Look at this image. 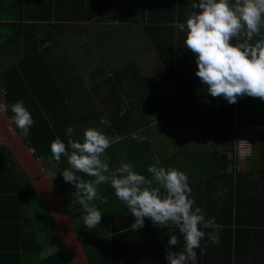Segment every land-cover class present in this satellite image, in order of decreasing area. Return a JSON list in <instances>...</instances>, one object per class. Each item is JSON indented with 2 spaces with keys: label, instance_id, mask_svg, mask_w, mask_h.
Listing matches in <instances>:
<instances>
[{
  "label": "trees",
  "instance_id": "1",
  "mask_svg": "<svg viewBox=\"0 0 264 264\" xmlns=\"http://www.w3.org/2000/svg\"><path fill=\"white\" fill-rule=\"evenodd\" d=\"M115 2L0 0V91L6 103L22 99L30 111L34 124L29 135L23 137L37 158L44 157L50 162L55 187L91 264H167V239L171 234L177 235L178 228L172 224L158 227L145 218L143 228L130 229L134 217L108 183L97 186L100 197L106 199L91 202L102 212L101 221L91 229L85 227L82 208L74 203L75 189L60 174L69 167L67 160L63 156L59 162L53 158L50 142L59 137L67 147L65 129L68 125L74 127L73 139H80L85 128L101 129L112 140L102 156L110 168L125 161L150 178L147 167L159 160L162 166H175L184 171L192 188L191 196L200 200L202 195L195 194L199 188L195 178L198 162H215L216 159L214 152L208 156L200 153L208 150L205 137L218 138L224 134L223 141H229L226 143L231 151L236 139L235 129L249 128L250 137L261 142L264 162V100L244 95L229 104L222 97L208 94L204 85L199 83L197 87L193 79H187L191 86L186 91L183 86L186 82L177 70L163 86L164 76L158 74L162 61L169 64L171 70L174 65L176 30L170 24L179 16L176 8L172 7L167 13H155L153 0H134L136 13L124 14L119 7L118 11L105 14ZM61 20L71 22L72 26L84 21L90 23L87 28L80 26L67 33L60 29ZM130 42L136 45L131 46ZM116 49L121 51L116 55V63L121 68L107 77L116 79L117 85L106 89L103 99L102 94L96 92L97 77H87V73H91L86 70V60L94 64L99 54L109 55ZM138 53L140 59L152 53L149 58L159 63L160 71H155L157 65L153 69L145 62L142 64ZM92 87L94 97L89 99L86 94ZM100 100L103 107L97 105ZM84 102L90 107L83 105ZM106 108L110 109L108 114L104 112ZM8 114L10 116L11 112ZM101 117L108 123L101 124ZM134 132L144 139H132ZM219 159L216 164L219 170L233 163L226 153ZM240 172L236 178L230 174L235 190L239 188L234 206L236 228L229 226L228 229H236V234H247L255 229L264 231V186H250L252 194L244 196L243 188L238 185V179L244 175ZM78 174L85 180L94 179ZM222 175L219 171L215 177ZM200 201L195 199V204H202ZM230 206L233 208L232 204ZM0 213L3 216L0 223L5 225L0 226V235L10 234L7 240L1 238L0 245L4 240L6 247L0 250L12 252L8 255L10 258L1 259L0 264H73L54 221L6 146H0ZM242 214L247 217L243 218ZM8 239L10 242L13 239V244H9ZM183 244L178 239L174 250H182ZM50 246L56 250L37 260L36 256Z\"/></svg>",
  "mask_w": 264,
  "mask_h": 264
},
{
  "label": "clouds",
  "instance_id": "2",
  "mask_svg": "<svg viewBox=\"0 0 264 264\" xmlns=\"http://www.w3.org/2000/svg\"><path fill=\"white\" fill-rule=\"evenodd\" d=\"M189 6L191 11L186 20L174 24L183 34L185 47L194 54L195 75L207 93L222 97L229 104L244 95L264 100V0H190ZM9 111V129L29 135L34 119L24 101L8 104L0 100V116ZM100 123L108 121L101 117ZM74 132V127L68 125L67 147L56 137L50 142V151L57 162L62 156L67 160L69 167L60 174L75 189L74 203L82 208L86 228L91 229L101 221L102 212L91 202L106 199L100 197L97 186L108 183L134 217L130 229L143 228L145 218L158 227L172 224L178 228L183 248L174 250L178 237L169 235V247L165 248L167 264H197L195 249L201 247L206 235L203 229L211 228L208 240L219 242L222 225L215 217L206 218L202 208L195 204L184 171L162 166L159 160L147 167L150 178L135 171L129 162L121 161L119 166L110 168L102 156L110 147L111 138L95 127L85 128L80 139H73ZM131 135L134 140L144 139L135 132ZM78 173L94 179L85 180Z\"/></svg>",
  "mask_w": 264,
  "mask_h": 264
},
{
  "label": "crops",
  "instance_id": "3",
  "mask_svg": "<svg viewBox=\"0 0 264 264\" xmlns=\"http://www.w3.org/2000/svg\"><path fill=\"white\" fill-rule=\"evenodd\" d=\"M30 3L33 0H28ZM134 0H116L115 4L112 5V9L106 10L105 14H109L113 12L112 10H119V7L121 9V12L124 14H133L136 13L137 10L134 9ZM154 4V12L155 13H167L170 11L172 7H175L176 13L178 18L175 21L184 22L186 20V17L190 14V0H153ZM94 22V21H92ZM91 22V23H92ZM74 23V22H72ZM90 22H81L78 23L75 26H72L71 22L68 21H60V29L64 30L65 32H70L71 30H75L76 28L84 27L87 28ZM115 24H118L117 21L114 22ZM71 25V26H70ZM173 26L176 30V40L174 45V65L173 69L171 70L169 64H165L164 61L161 73L158 72L161 76H164L163 86L166 85L165 82H168V79L173 74H176L177 72H180L178 75L184 78V82H186L183 86L185 87L186 91L190 89L191 83L188 82L187 79H193L196 81L197 87L201 84L200 79L195 75L196 70V63L194 59V54L191 52V50L187 49L184 45V37L183 34L180 32L178 27L172 23L170 24ZM174 35V30L172 31ZM132 43L131 46H134L136 44ZM133 48V47H132ZM168 50V48L166 47ZM147 50V48H146ZM118 53H121V51H118L117 49L114 50L113 53L109 55L99 54L97 56L99 65L91 64V60H86V70L89 71L91 74L87 73V77L92 76L93 77H100V74H102L105 70L108 71L107 76H110L113 71L121 68L119 66L120 64L116 63L117 57L116 55ZM152 53H147L145 57L140 59L139 53L137 56L139 57V60L142 64L145 62V65L147 67H152L154 69L155 64L157 62L153 58H149ZM69 61V59H66ZM90 61V62H89ZM160 62V61H159ZM158 68L155 71H160V65L157 64ZM98 70V71H95ZM173 71V72H172ZM126 72V71H125ZM123 73V72H122ZM98 74V75H95ZM89 75V76H88ZM175 76V75H174ZM129 77V75H127ZM68 79H66L67 82ZM187 80V81H185ZM175 81V80H174ZM200 83V84H199ZM195 84V85H196ZM93 84H90L89 86H92ZM80 86V85H79ZM78 86V87H79ZM130 87V86H129ZM205 88V86H204ZM65 91H68V89H65ZM228 103V102H227ZM113 105V104H112ZM250 129L246 128H236V138L240 136H245L244 133L248 132L250 135ZM224 135V134H223ZM223 135L219 136L218 138L214 137H205L206 145L208 146V150L204 151L202 150L200 153L205 154L208 156L211 152H214L216 155L215 162H204L200 161L197 165L198 173L195 174V178L198 181L199 188L195 191L196 193H200L202 195V198L199 200L195 198L196 200L200 201L202 204L197 203L203 210V212L207 217H215V220L218 224L222 225V228L219 230V242L218 243H212L210 240H208L207 233L213 231L211 228L203 229L206 233L203 240H201V247L195 249L197 253V264H264V231H260L259 229L250 230V234L245 232H240V234H236V229L229 231V226L234 227L235 226V201L237 190H235V182L233 179L232 174L234 175V178L237 177V173L242 171L244 175L238 179L239 183L238 185L243 188L241 190V194L243 192L244 196L246 194H252V190L249 191L250 186L253 188L256 187H262L264 186V162L262 160V151L263 147L261 146V142L256 140L255 138L251 137L252 141L255 145V153L254 155L249 158L248 160L244 162H236L234 160V151L233 148L231 151H228V140L226 142L223 141ZM246 137V136H245ZM248 137V136H247ZM236 140V139H235ZM235 142V141H234ZM223 153L228 154V157L232 159L233 163L232 165H229L228 168L219 170L216 164L220 162L219 158H223ZM174 167L175 166H171ZM237 169L240 171L238 172ZM221 171L222 176L215 175ZM241 173V172H240ZM201 174V175H199ZM231 174V175H230ZM193 186V184H192ZM246 188V190H245ZM241 199L240 201H242ZM247 201V200H245ZM233 205L232 206L230 205ZM233 209L230 211V209ZM230 211V212H229ZM242 217L245 218L244 214H242ZM3 218L2 213H0V219ZM221 219V221H219ZM242 224V223H241ZM0 226H4V224L0 223ZM3 229V227H1ZM238 228H241L240 226ZM8 232V231H6ZM10 235V234H9ZM9 235H6L4 233V236L0 235V241L1 238H4V240L8 238ZM177 237L179 240H183L182 235L179 233V230L177 232ZM3 243L0 245V248L6 247V245ZM9 244H13V239H11V242L8 239ZM14 246H17L15 244ZM201 249H204L203 252H201ZM44 252V251H43ZM41 252L38 256H36L37 260L39 258H44L53 252L44 255V253ZM12 255V252L10 250L4 251L0 250V261L3 258H10L8 255ZM23 259H26L24 257Z\"/></svg>",
  "mask_w": 264,
  "mask_h": 264
},
{
  "label": "water",
  "instance_id": "4",
  "mask_svg": "<svg viewBox=\"0 0 264 264\" xmlns=\"http://www.w3.org/2000/svg\"><path fill=\"white\" fill-rule=\"evenodd\" d=\"M0 100L5 102L1 92ZM8 116V113L0 116V133L6 147L30 179L35 191L54 221L72 263L91 264L84 243L80 239L73 219L66 209L54 182L47 174L40 159L36 157L33 148L25 141L21 131L14 128L9 129Z\"/></svg>",
  "mask_w": 264,
  "mask_h": 264
},
{
  "label": "rangeland",
  "instance_id": "5",
  "mask_svg": "<svg viewBox=\"0 0 264 264\" xmlns=\"http://www.w3.org/2000/svg\"><path fill=\"white\" fill-rule=\"evenodd\" d=\"M80 28V27H79ZM77 29V28H76ZM97 64H99L98 62H96L95 63V65H97ZM157 64H155V66H156ZM158 68V67H157ZM95 71H98V70H95ZM107 73H108V71H104L102 74H100L101 76L99 77V78H97V80H95V88H96V85H98V87H97V89H96V92H99V95H101L102 94V96H103V99H105V92H107L106 91V89H111L113 86H114V84H116L117 85V82H115L114 83V81L116 80V79H112V78H109V77H107ZM103 80V81H102ZM105 80V81H104ZM102 81V82H101ZM87 87H88V85H87ZM93 87L91 88V91H90V93L88 92L87 94H86V97H89V99H92L93 97H94V93H92L93 92ZM100 91H101V93H100ZM103 92V93H102ZM88 99V100H89ZM101 101L102 100H100L99 101V103L100 104H97L99 107H103L102 105H101ZM87 103H88V101H87ZM114 103V102H113ZM112 104V103H111ZM83 105H88V107H90V104H86V102H84L83 103ZM93 106V105H92ZM119 106L121 107V106H123V105H121V104H119ZM108 111H110V109L109 108H106V109H104V112L105 113H107L108 114ZM157 120V119H156ZM156 120H154V122H156ZM153 122V123H154ZM244 135L247 137L248 136V138H250V139H252L251 137H250V134L248 133V132H245L244 133ZM42 164L44 165V167L46 166L47 168H49V164H50V162L49 161H46L45 162V160H42ZM50 166H51V164H50ZM45 167V168H46ZM46 168V169H47ZM55 180H53V182H54ZM54 185H55V182H54ZM60 194V193H59ZM62 194V193H61ZM66 202V201H65ZM125 205V204H124ZM123 205V206H124ZM56 250V248L54 247V246H50V247H48V248H46L45 250H44V255H47V254H49V253H51V252H54Z\"/></svg>",
  "mask_w": 264,
  "mask_h": 264
},
{
  "label": "built area",
  "instance_id": "6",
  "mask_svg": "<svg viewBox=\"0 0 264 264\" xmlns=\"http://www.w3.org/2000/svg\"><path fill=\"white\" fill-rule=\"evenodd\" d=\"M0 146L1 147L6 146L1 133H0ZM233 150H234V160L236 162H244L254 155L255 145H254V142L247 137H238L234 142ZM42 160H45V159L40 158L41 163H42ZM237 171H239V169H237ZM46 172L50 176L51 179L55 178V174L50 168H47Z\"/></svg>",
  "mask_w": 264,
  "mask_h": 264
}]
</instances>
